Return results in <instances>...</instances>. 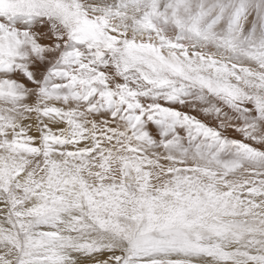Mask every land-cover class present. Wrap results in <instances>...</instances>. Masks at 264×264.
I'll return each instance as SVG.
<instances>
[{"label":"snow or ice","instance_id":"obj_1","mask_svg":"<svg viewBox=\"0 0 264 264\" xmlns=\"http://www.w3.org/2000/svg\"><path fill=\"white\" fill-rule=\"evenodd\" d=\"M0 264H264V0H0Z\"/></svg>","mask_w":264,"mask_h":264}]
</instances>
